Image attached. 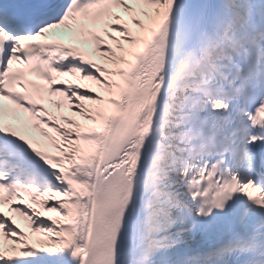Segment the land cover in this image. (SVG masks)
Here are the masks:
<instances>
[{"label":"snow or ice","instance_id":"1","mask_svg":"<svg viewBox=\"0 0 264 264\" xmlns=\"http://www.w3.org/2000/svg\"><path fill=\"white\" fill-rule=\"evenodd\" d=\"M0 264H264V0H0Z\"/></svg>","mask_w":264,"mask_h":264}]
</instances>
